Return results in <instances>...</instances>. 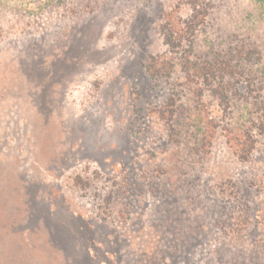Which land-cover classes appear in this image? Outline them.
Here are the masks:
<instances>
[{
  "label": "rangeland",
  "instance_id": "374dc122",
  "mask_svg": "<svg viewBox=\"0 0 264 264\" xmlns=\"http://www.w3.org/2000/svg\"><path fill=\"white\" fill-rule=\"evenodd\" d=\"M259 84L264 0H0V264H264Z\"/></svg>",
  "mask_w": 264,
  "mask_h": 264
},
{
  "label": "trees",
  "instance_id": "16d2710c",
  "mask_svg": "<svg viewBox=\"0 0 264 264\" xmlns=\"http://www.w3.org/2000/svg\"><path fill=\"white\" fill-rule=\"evenodd\" d=\"M196 16H191L190 20L184 21L185 22V32L188 33L189 35H194V32L197 30V28L200 25H203L205 19H198V21H194ZM206 17V16H205ZM197 19V18H196ZM164 41L165 43L172 47L176 45H181V41L177 40L173 37V35L170 33L164 35ZM184 38V37H183ZM190 46H191V41H190ZM189 46V47H190ZM188 50V49H187ZM184 49V51H187ZM248 56L247 58H250L246 60L245 58H238L236 60H233L232 58H227V60H221L218 56L211 58H208L207 56L203 57H197L194 60H191L188 57H185L182 62V68L185 70V73L188 77H195V78H202L205 80L207 83L209 82V78L215 79L217 78V85L210 87V91L212 93H215L217 95H223L225 99H227V91L229 89H232L233 86L238 82L235 79V76H242L245 75L248 71V75L246 80L249 82V86L254 83L257 78L253 76V73H251L250 70L245 69L246 64H250L251 56L249 53H247ZM152 58V57H150ZM260 57L257 56L256 60L259 59ZM246 63V64H245ZM145 67V71L149 75H166L167 72L164 69V66L161 68L154 67L153 65H143ZM227 77V78H225ZM233 79V80H232ZM193 80V79H191ZM257 92L255 95H252L253 98V105H254V112H248L250 115H264V102L262 101V97H264V94L261 93V91H264V86L259 84L256 86ZM219 89H224L223 93L220 92ZM262 95H261V94ZM256 106V107H255ZM196 107L193 105L192 109L190 112L195 115L193 109ZM188 114V113H187ZM186 114V118H189V115ZM252 149V146L249 147V150ZM245 156V155H244Z\"/></svg>",
  "mask_w": 264,
  "mask_h": 264
}]
</instances>
